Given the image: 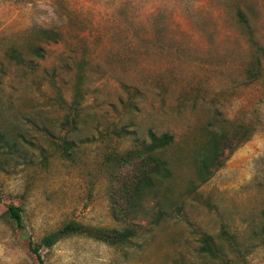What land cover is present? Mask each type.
I'll list each match as a JSON object with an SVG mask.
<instances>
[{
    "label": "rangeland",
    "instance_id": "1",
    "mask_svg": "<svg viewBox=\"0 0 264 264\" xmlns=\"http://www.w3.org/2000/svg\"><path fill=\"white\" fill-rule=\"evenodd\" d=\"M151 134L174 137L171 176L120 217L121 158ZM72 221L132 237L74 235L43 264H264V0H0V264H40L30 242Z\"/></svg>",
    "mask_w": 264,
    "mask_h": 264
},
{
    "label": "trees",
    "instance_id": "2",
    "mask_svg": "<svg viewBox=\"0 0 264 264\" xmlns=\"http://www.w3.org/2000/svg\"><path fill=\"white\" fill-rule=\"evenodd\" d=\"M241 22L248 23L246 17L242 12L239 13ZM36 53L43 56V50L37 49ZM248 127L239 125L234 127L231 131H228L225 127H221L218 132H213L212 140L210 141L208 150L205 151L204 155L197 159L199 167L201 168L204 177H209L212 168L219 167L221 164L220 156L223 148H228L230 152L238 149L244 142L249 138ZM230 134L232 137L229 138ZM174 144V137L169 134H164L162 136H157L155 134L150 135V144L144 146L143 148L127 153L121 158L122 163H127L131 165L133 162L138 161L139 167L134 181L133 189L130 184H125L122 191V195L127 199H130L128 208L124 209V206L119 209L118 216L123 217L125 212L138 214V206L140 205L144 194L151 187H154V178L159 180H166L171 176L168 163L162 158L158 157V153L165 152ZM133 191L132 195H129ZM134 196V206L131 200ZM8 215L11 220H13L18 227H24L23 211L21 208L11 205L8 209ZM91 235L97 239L108 243L110 245H119L128 241L132 237V232L130 230L118 232L117 230L90 228L84 226L78 222L72 221L65 224L59 230L52 232L42 238L39 243L33 241L30 242V250L35 254L40 264H43L40 251L42 249L50 250L61 240L74 236V235Z\"/></svg>",
    "mask_w": 264,
    "mask_h": 264
}]
</instances>
